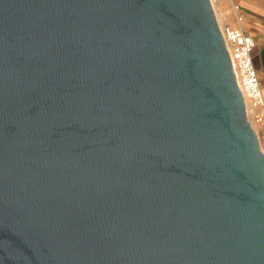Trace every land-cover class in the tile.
<instances>
[{
    "label": "water",
    "instance_id": "water-1",
    "mask_svg": "<svg viewBox=\"0 0 264 264\" xmlns=\"http://www.w3.org/2000/svg\"><path fill=\"white\" fill-rule=\"evenodd\" d=\"M0 264H264L211 0H0Z\"/></svg>",
    "mask_w": 264,
    "mask_h": 264
},
{
    "label": "built area",
    "instance_id": "built-area-1",
    "mask_svg": "<svg viewBox=\"0 0 264 264\" xmlns=\"http://www.w3.org/2000/svg\"><path fill=\"white\" fill-rule=\"evenodd\" d=\"M230 9L235 26H220L221 34L238 87L244 97L248 120L257 134L260 150L264 154V84L254 58L257 42L243 30L244 18L240 6L231 1Z\"/></svg>",
    "mask_w": 264,
    "mask_h": 264
},
{
    "label": "crops",
    "instance_id": "crops-1",
    "mask_svg": "<svg viewBox=\"0 0 264 264\" xmlns=\"http://www.w3.org/2000/svg\"><path fill=\"white\" fill-rule=\"evenodd\" d=\"M231 1L241 8L243 30L257 42L258 50L264 47V0H211L218 25L235 26Z\"/></svg>",
    "mask_w": 264,
    "mask_h": 264
},
{
    "label": "flooded vegetation",
    "instance_id": "flooded-vegetation-1",
    "mask_svg": "<svg viewBox=\"0 0 264 264\" xmlns=\"http://www.w3.org/2000/svg\"><path fill=\"white\" fill-rule=\"evenodd\" d=\"M262 49H261V51H262ZM257 51H258V45H256V48H255V51H254V58H255V63H256L259 75L261 76V79H262L263 84H264V72L262 70L261 58H260L261 53L257 54Z\"/></svg>",
    "mask_w": 264,
    "mask_h": 264
},
{
    "label": "rangeland",
    "instance_id": "rangeland-1",
    "mask_svg": "<svg viewBox=\"0 0 264 264\" xmlns=\"http://www.w3.org/2000/svg\"><path fill=\"white\" fill-rule=\"evenodd\" d=\"M261 49H262V48H260V49L257 51V54L261 53Z\"/></svg>",
    "mask_w": 264,
    "mask_h": 264
}]
</instances>
